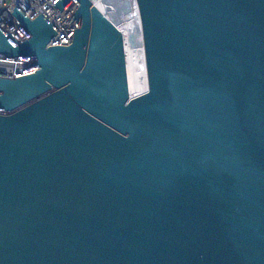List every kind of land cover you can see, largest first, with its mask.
Returning <instances> with one entry per match:
<instances>
[{
  "label": "water",
  "instance_id": "95a60500",
  "mask_svg": "<svg viewBox=\"0 0 264 264\" xmlns=\"http://www.w3.org/2000/svg\"><path fill=\"white\" fill-rule=\"evenodd\" d=\"M68 46L0 29V264H264V0H135L148 91L91 0Z\"/></svg>",
  "mask_w": 264,
  "mask_h": 264
},
{
  "label": "built area",
  "instance_id": "2783aa9c",
  "mask_svg": "<svg viewBox=\"0 0 264 264\" xmlns=\"http://www.w3.org/2000/svg\"><path fill=\"white\" fill-rule=\"evenodd\" d=\"M59 0H0V29L15 44L19 45L30 38V33L12 14L17 7L29 20L37 16L44 18L55 27L57 35L48 44L52 46H68L72 43L78 26L75 20L69 23L79 5L71 1L61 12L54 6ZM32 61L19 58L3 57L0 53V78L16 79L23 75V69Z\"/></svg>",
  "mask_w": 264,
  "mask_h": 264
},
{
  "label": "bare ground",
  "instance_id": "6f19581e",
  "mask_svg": "<svg viewBox=\"0 0 264 264\" xmlns=\"http://www.w3.org/2000/svg\"><path fill=\"white\" fill-rule=\"evenodd\" d=\"M112 22L117 21L122 35L130 98L148 91L146 59L139 12L135 0H91Z\"/></svg>",
  "mask_w": 264,
  "mask_h": 264
}]
</instances>
